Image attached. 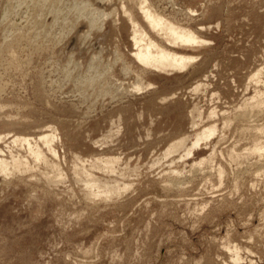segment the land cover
<instances>
[{
    "label": "rangeland",
    "instance_id": "rangeland-1",
    "mask_svg": "<svg viewBox=\"0 0 264 264\" xmlns=\"http://www.w3.org/2000/svg\"><path fill=\"white\" fill-rule=\"evenodd\" d=\"M139 1L0 0V159L27 158L0 167V264H264V0H148L207 42L166 72L132 53L129 13L167 47Z\"/></svg>",
    "mask_w": 264,
    "mask_h": 264
},
{
    "label": "bare ground",
    "instance_id": "bare-ground-1",
    "mask_svg": "<svg viewBox=\"0 0 264 264\" xmlns=\"http://www.w3.org/2000/svg\"><path fill=\"white\" fill-rule=\"evenodd\" d=\"M139 3H140V5L138 4V7H139L138 9H140L139 11H141L147 26L151 29L152 32H155L158 36L162 37L167 42V47H164L161 44L157 43L155 40H153L151 35L149 34V32L146 29H144L143 26L139 23V21L136 18H134L128 12L129 18H130L129 21L131 22V25H132L131 27L133 28V30H132L133 31L132 41L134 42L135 50H133L132 53L134 54L135 59H137V61H139V63H142L143 65H145L147 67L157 69L158 71L159 70L165 71V72L171 71V70L182 71V70L186 69V67L189 66L190 63L194 62L198 57L193 56V55H189V54L186 55L184 53L181 54L178 52L179 49L186 48V47H195V46L201 45L203 43H207V42L202 40L196 34V32L194 30L182 27L180 24H177L174 21L166 18L162 14L158 13L156 10H154L150 6V4L148 3V0H140ZM94 27H95V25H94ZM255 72L256 73H254L255 74L254 77H257L256 74H260V73H257V70ZM258 72H261V70ZM197 83H199V82H197ZM202 84L201 83H199L198 85L196 84V86H197V87L195 86L196 90H198L202 86ZM193 89H194V87H193ZM252 102H253V104L252 103H251L252 105L250 104L252 106V108L256 107V106L258 108V106H261L260 102H254V101H252ZM244 115L246 117V114H244ZM209 116H210V114H209ZM214 132L215 131L213 130L212 127L209 129L198 130L195 132L192 147L187 148L184 143H178V144L176 143V144H172L169 147V150L167 152L170 155L173 152L175 153L178 148L184 147L185 151H186V154H184V155H186V156L190 155L193 152V149L197 145H199L201 141L209 139L214 134ZM39 136L40 137H38V138L43 142V144H44L45 148L48 150V152H50L52 155H54L56 157L57 152L54 149V145H53L54 140H56L54 133L52 131H51V133H48L47 131H43V132H41V134ZM15 138H16V136H15ZM17 138H18V136H17ZM17 138L13 141V143L15 144V143H19L21 141L20 142V145H21L22 140L21 139L19 140ZM32 140H34V139L32 138ZM32 140H30L29 138L23 139V142L28 147L27 150L29 151V156L31 155L32 158L34 160H36V162L37 161H39V162L44 161L45 163L49 164L50 162H49V159L45 153V150H43V148L40 147L39 142H35L33 144ZM22 145L24 147V144H22ZM22 159H24V158H22ZM22 159H20V157H17V158L13 157V160H11L12 162H10L4 158H1L0 159V167L2 170H7L8 167L10 166V164H12V163L16 164V165L26 164L27 158H26V161H24L25 159L24 160H22ZM100 162H104L107 165L109 164L112 167L111 169L115 170L114 167L116 165L115 163L117 162V159L109 157V159L107 158L105 160L104 158L103 159L101 158ZM52 164L54 165V162ZM55 165H57V164H55ZM77 165L75 163L76 168L74 167L75 168L74 172H75L76 178L79 180H80V178H82L81 180L85 182L84 184H86L90 188H95V187L99 188V190H98L99 195L103 194L106 197H111L112 195L116 194L119 190L123 189V187H126L125 185L123 186L118 181L102 183L100 178L95 176V174L90 173V171L87 172L85 167H80L79 165L78 166ZM58 170L59 169H57L55 171H58ZM82 173L84 174V176L82 175ZM56 176H57L56 179H53L55 181H59L63 178V174L60 172V170L57 172ZM235 249L236 248H234L233 251ZM233 251H231V252H233ZM238 252H239L238 250H237V252L234 251V254L231 256L234 264H240L239 262L241 260V257H240V254Z\"/></svg>",
    "mask_w": 264,
    "mask_h": 264
}]
</instances>
